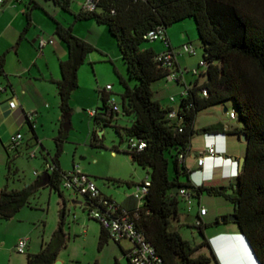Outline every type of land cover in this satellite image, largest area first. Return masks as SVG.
I'll use <instances>...</instances> for the list:
<instances>
[{"label":"trees","instance_id":"trees-1","mask_svg":"<svg viewBox=\"0 0 264 264\" xmlns=\"http://www.w3.org/2000/svg\"><path fill=\"white\" fill-rule=\"evenodd\" d=\"M65 11L74 15L73 23L65 25L55 17V33L66 43L69 51L67 59L60 62L61 79L56 80L60 98L61 122L55 141L56 155L52 157L54 169L45 171L35 182L21 189L0 190V217L12 218L24 206L31 205V198L43 187H51L63 196L61 181L64 170L60 155L69 130L64 125L71 120L73 107L70 103L72 93L79 87V69L85 63L88 54L95 45L74 31V23L84 19H95L105 24L116 38L118 47L127 64L129 74L138 82L132 86L117 70L124 86L122 93V111L134 115L132 125L116 130L124 140V133L129 138L146 141L142 150L132 149L128 144L126 152L132 160L144 168L150 169V186L143 199L130 211L138 209L135 218L137 226L155 246L166 264H204L211 260L206 254L196 253L207 246L216 259L211 237L204 234L206 224L198 215V226L204 239L194 244L183 237L177 230H171L172 220L180 219L179 199L171 193L175 186L200 195L204 192L224 196L234 204L237 231L243 233L251 244L259 264H264V0H97L96 9L87 11L83 7L75 12L74 0H49ZM42 8L36 0H29L27 8L28 24L21 33L19 43L32 25L31 11ZM194 18L199 38L203 47V59L207 80L199 79L187 86V95L181 96L177 108L163 106L155 98L153 88L157 80L166 78L170 68L157 60L159 53L153 47L142 48L149 40V31L163 27L166 31L173 23ZM167 43L169 41L167 40ZM16 47V46H15ZM173 50L171 46L168 48ZM6 53L0 56V72L4 73ZM175 67L178 68L177 61ZM181 80L179 79V83ZM204 90L207 94H204ZM104 100L100 113L91 116L97 123L110 124L120 111H114L108 103L109 93L101 90ZM232 99L236 110L235 118L241 125L226 127L223 123H213L197 130L195 122L198 112L207 106ZM177 111L175 118H170L172 110ZM197 133L210 135L235 134L246 136L247 150L243 157V168L228 186L213 185L192 180L194 170H189L185 158L190 153L192 138ZM91 145L104 147L96 130L92 133ZM119 150L115 147L113 151ZM172 152L174 175L170 174V159L167 152ZM9 160V165H10ZM182 176L186 179L183 180ZM122 183L120 179H111ZM142 181L141 183H143ZM131 186L133 183L127 181ZM137 185V184H135ZM191 192H190V191ZM182 194V193H181ZM193 194V193H192ZM183 195V194H182ZM184 196V195H183ZM66 206L59 211L58 226L50 240L37 253L27 255V264H55L60 252L68 246L69 232L66 230ZM219 218L217 219V221ZM219 222L218 224L224 223ZM110 232L102 226L99 247L109 241ZM129 260V259H128ZM129 264L130 261H129Z\"/></svg>","mask_w":264,"mask_h":264},{"label":"rangeland","instance_id":"rangeland-1","mask_svg":"<svg viewBox=\"0 0 264 264\" xmlns=\"http://www.w3.org/2000/svg\"><path fill=\"white\" fill-rule=\"evenodd\" d=\"M85 1L74 0L72 4L73 11H79ZM43 3H40L42 8H39L41 14L52 13V16L65 25L73 23V13L65 11L52 1L44 0ZM74 30L75 33H79L81 38L95 45V49L88 54L85 63L79 69L80 85L77 91L83 96L88 97L90 102L82 106H76L73 110L71 117L72 127L69 130L60 155L61 167L63 170H70L75 166L80 167L95 178L104 194L112 196L117 201H121L126 196L134 194L137 189L135 186L130 187L127 181L141 183L150 176V169L144 168L134 162L130 153L125 151L128 149V136L124 133L125 131L123 130L124 140H122L121 135L116 130L117 125L129 127L134 120V115H126L122 111L121 103L124 86L116 70L132 86L138 80L130 76L116 38L105 24H100L92 18L84 19L74 23ZM168 30H174L175 38L183 41L176 48V52L178 53L176 58H178L180 64L181 82L177 83L175 80L163 78L157 80L153 88L155 98L161 101L162 105L166 106L170 104L177 108L187 86L195 83L197 79L204 82L207 78L204 75L201 76L200 73H194L203 57V47L195 19L186 18L177 21L169 26ZM49 35L50 32L47 36ZM53 36L55 40L62 41L65 44L57 34L54 33ZM189 42L196 48L195 54H189L182 50V45ZM141 47H154L157 52L168 49H166V43L161 39L147 40ZM201 70L204 69L201 68ZM108 83L113 85L112 95L116 97L117 102L121 105V109L110 124L105 125L103 122L96 124L95 119L89 115L87 109L103 108L104 100L101 90ZM172 96L175 97V101H171ZM79 107L83 109L79 110ZM225 107L229 111L236 110L232 99L202 108L197 114L196 129L199 130L206 125L219 122L229 125L231 128L241 125L238 119L230 118L229 114L224 111ZM59 127L57 126L54 129L55 127L52 125L50 118L46 117L44 127L41 126L39 128L40 136L44 139V143L39 150L37 149L35 156H32V152L37 145V138L31 130L26 131L22 151L18 153L15 150L9 154L7 173L3 179H0L1 189L6 186L9 189H21L26 184L36 181L38 176L35 171L41 173L44 171L47 162L46 156L49 162H52V157L56 155L57 144L55 136L58 133ZM94 130H96L98 136L102 139L104 147H94L91 145ZM100 130H102L101 133ZM238 138L236 135V154L234 155L241 157L247 150V143L240 141ZM115 147H118L119 150L113 154L112 151ZM166 154L170 159L169 170L171 176H173L174 163L172 152L168 151ZM9 160H11L10 165ZM109 178L120 179L123 182L117 183L111 181ZM182 179L185 180L186 177L182 176ZM233 180H221L223 182L221 184L217 182L210 184L228 186ZM64 190L68 191V189ZM171 193L175 194L179 199L181 215L180 219L172 220L170 229L179 231L184 238L190 240L192 243H200L204 239V234L210 237L218 229H238V225L232 221L216 224L218 218L225 214L233 213L235 209L234 204L224 196L211 195L206 192L197 195L193 191L188 198L180 193V187L177 186L171 189ZM79 198L83 201L82 196ZM62 202L57 191H52L50 187H44L32 196L31 205L24 207L16 217L9 219L0 217V264H16L24 261L27 258L28 252L20 253L16 248L21 238L28 237L30 239L29 235H23V233L26 231L36 232L33 234L35 237L39 230L45 229L48 233L59 221V211L63 207ZM201 207L207 209V214L202 216L203 222L210 224L204 228V234L197 224ZM67 212L66 230L69 232L70 238L67 249L62 253V257L68 260L65 264H95L96 261H99L101 264H119L118 261L121 264H128L127 260L122 256L120 244L117 240L110 237L108 243L103 248L99 247L101 225L89 215V210L86 206L82 203L73 204L67 202ZM74 212L77 215L76 218H74ZM33 235L32 239L34 240ZM212 242L215 246L223 245L226 248L223 249L222 255L227 264L235 262V255L228 248V240L213 239ZM122 243L125 246H129L131 242L128 239H123ZM202 253L211 257V260L204 264H218L216 259L212 257L209 247L204 246L200 248L196 254Z\"/></svg>","mask_w":264,"mask_h":264},{"label":"crops","instance_id":"crops-1","mask_svg":"<svg viewBox=\"0 0 264 264\" xmlns=\"http://www.w3.org/2000/svg\"><path fill=\"white\" fill-rule=\"evenodd\" d=\"M37 1L41 4L44 2V0ZM28 2L29 0H0V56L3 53H6L4 73L0 72V86L4 88L3 90H0V179H3V177H5L7 173L9 154L15 150L18 153L22 151V145L24 143L23 140L18 147L12 148L11 136L13 134L20 131L25 138L27 130H31L32 132H34L37 138V145L32 152V156H35L37 149L39 150L41 145H43L44 143V139L40 136L39 128L41 126L44 127L46 117L50 118L52 125L55 127L54 129H56L57 126H60L61 122V112L59 107L60 98L55 81L61 79L62 77L60 62L68 58V47L66 43L64 44L62 41L55 40L53 36V34L55 33V22L50 17L52 13H45L43 15L41 14L39 8L33 9L31 11L32 25L25 33V38L17 43L21 33L24 31L25 27L28 24ZM49 32L50 35L47 36ZM76 34L79 35V33L77 32ZM41 38L51 41L41 47ZM166 38L170 43L168 44L164 41L166 43V49L171 46L176 50V48L181 43H183L181 39L175 38L174 30L167 29ZM177 63L178 69H180L178 58ZM78 88L72 93V97L70 100L73 109L76 106H82L83 104L90 102V99H88V97H85L77 92ZM113 89L114 87L112 88V90ZM11 98L16 99V108H10L9 100ZM166 106L171 105L167 104ZM78 109L81 110L83 108L79 107ZM91 109L96 108L87 109L88 113ZM29 114H33L32 118H28ZM225 126L229 127V125ZM71 127L72 124L70 123L68 130H70ZM101 131L102 130H100V133ZM238 139L240 141H244L240 137ZM235 142V134H228L226 136L220 134L218 136H215L205 133H197L192 138L190 153L185 158L186 167L189 170H194L191 175L192 180L197 184H200L202 182H217L221 184L223 183V180H232L236 170H239V168L237 169L236 164L232 163V161L235 159H240L245 154L244 153L241 157L234 155L236 154ZM213 144L216 145L218 150V153H216V155L221 157H206L203 165H199L198 158L202 156V152L207 148V146ZM112 153L115 154L116 152L112 151ZM204 154L209 155L207 152H205ZM46 161V163L49 162L47 156ZM41 174L42 173L38 174L37 176ZM131 182L133 183V185L131 186H135V184H138L135 181ZM29 185L30 184H26L25 187ZM51 190L55 191L52 188ZM62 192L63 196H59L63 201V206H66V211L67 202H71L73 204L82 203L84 206H86V200L83 196V201H81L79 198L81 195L76 194L72 190H68L66 192L64 189H62ZM118 202L126 205L127 207L133 208L138 200L134 197L133 194H131L126 196L125 199ZM68 211L70 212L69 209ZM67 214L68 212L66 213V224L68 216ZM16 215L14 217H16ZM73 215L74 218L77 217L75 212L73 213ZM57 226L58 223L53 229L49 230L48 233L45 229H43L42 231H37L36 237L33 235L36 232L26 231L25 233H23V235L30 236L28 247L26 249L28 254L39 252L44 247L46 242L50 240ZM101 231L99 234V240ZM32 235L34 236V240L32 239ZM210 237L211 242L214 238H220L223 240H228L230 242V250L236 257L234 264H257L254 256L249 249L248 244L237 230L226 228L218 229ZM123 239L117 241L120 244V250L123 258H125L129 264L127 252L132 248L133 242L128 239L131 243L129 246H125L122 243ZM2 243H4V241H2ZM67 247L65 249H67ZM65 249H63L58 256L57 261H59V264H65V262L68 261L66 258L62 257V253ZM118 262L119 264H121L120 261ZM16 264H27V258L24 261H20ZM95 264L101 263L99 261H96Z\"/></svg>","mask_w":264,"mask_h":264},{"label":"built area","instance_id":"built-area-1","mask_svg":"<svg viewBox=\"0 0 264 264\" xmlns=\"http://www.w3.org/2000/svg\"><path fill=\"white\" fill-rule=\"evenodd\" d=\"M97 0H86L83 4V8L87 11H92L96 9ZM146 37L149 40H157L161 39L167 43L166 38V30L163 27H158L148 32ZM51 40H47L41 38L40 46L43 47L45 44L50 42ZM185 52L189 54H195L196 48L193 46L191 42L182 45ZM177 52L175 49L173 50H165L157 56V60L161 62L162 65L170 68V73L166 78L171 80H175L179 83V79L181 80L180 69L175 67V62L177 61ZM205 61L202 58L198 67L195 69V74L200 73L201 75L205 72ZM203 68L204 70H201ZM112 84H107L104 90L109 93L108 103L114 111H120L121 105L117 102L115 96L112 95ZM4 88L0 86V90ZM204 94H207V91L204 90ZM187 95V89L182 94V96ZM171 101H175V97H171ZM10 108L17 107V101L15 98H11L9 100ZM100 113L99 109H91L89 110L90 116H96ZM230 118H235L234 112L228 113ZM33 114H29L28 118H32ZM177 116V111L174 109L169 113L170 118H175ZM218 136V135H215ZM24 136L22 132L18 131L11 136V146L12 148L18 147L22 142ZM129 146L132 149L142 150L146 147L147 143L144 140H138L136 138H129L128 141ZM207 152L209 155L204 154ZM218 153L216 145H209L202 152V156L198 158V164L203 165L206 157L219 158L221 156L216 155ZM228 159V158H227ZM231 159V158H229ZM232 163L236 164L237 169L240 166V159H235ZM54 166L52 162H48L45 164L44 173L52 172ZM237 170L234 174L236 176L238 174ZM37 175L41 172L36 171ZM150 186V180L147 178L143 183H138L135 185L136 192L133 194L134 197L138 200V207L142 205L143 199L147 194ZM61 188L72 190L76 194L83 196L86 200V206L89 210V215L97 220L106 230L110 232L112 238L116 240H120L123 238H128L133 242L132 248L127 252V257L131 264H166L164 259L159 255L155 246L148 240L144 232L137 226L135 218L138 216V209L134 211H130L126 207L122 206L120 202L114 199L111 196L104 194L93 176L83 171L80 167L75 166L70 170H64L61 181ZM181 193L184 196H188V193L185 189L181 190ZM207 214V209L205 207H201L200 215L204 216ZM29 243L28 237H23L19 240L16 248L18 252H25Z\"/></svg>","mask_w":264,"mask_h":264},{"label":"water","instance_id":"water-1","mask_svg":"<svg viewBox=\"0 0 264 264\" xmlns=\"http://www.w3.org/2000/svg\"><path fill=\"white\" fill-rule=\"evenodd\" d=\"M224 111L226 112V111H227V108H224ZM70 123H71V121H70V119H69L68 122L64 125V128L69 129ZM101 132H102V131H101ZM242 139H243L244 141H246V136H245V135L242 136ZM244 162H245V157H241V158H240V166H239V170H241V169L243 168ZM225 219H226L225 216H221V217L219 218V220L216 222V224H218L219 222H224ZM227 219H229V220H236V215L233 214V213H231V214L228 215ZM241 234H242V236L244 237L246 243L248 244L249 249H250L252 255L254 256V258H255L257 264H259L258 259H257L256 255H255V253H254V250H253L251 244L249 243V241H248V239L245 237V235H244L243 233H241ZM214 239H216V238H214ZM219 239H220V238H219ZM212 240H213V239H212ZM217 240H218V239H217ZM221 240H223V239H221ZM212 245H213V249H214V251H215V253H216V256H217V259H218L219 264H227V262L223 259V255H222L223 249H226V248H224L223 245L215 246V245L213 244V242H212ZM228 246H229L228 248H229V250H230V242L228 243ZM218 253H219V254H218ZM233 254H234V253H233ZM235 258H236V257H235ZM234 263H235V262L233 261V264H234ZM55 264H59V261H56Z\"/></svg>","mask_w":264,"mask_h":264},{"label":"clouds","instance_id":"clouds-1","mask_svg":"<svg viewBox=\"0 0 264 264\" xmlns=\"http://www.w3.org/2000/svg\"><path fill=\"white\" fill-rule=\"evenodd\" d=\"M237 171V170H236ZM239 172V171H238ZM240 233V232H239ZM241 234V233H240ZM242 235V234H241ZM243 237V236H242ZM246 237V236H245ZM244 238V237H243ZM212 243V242H211ZM213 246V245H212ZM215 252V251H214ZM216 254V253H215Z\"/></svg>","mask_w":264,"mask_h":264}]
</instances>
